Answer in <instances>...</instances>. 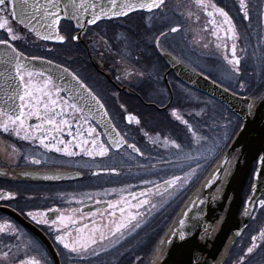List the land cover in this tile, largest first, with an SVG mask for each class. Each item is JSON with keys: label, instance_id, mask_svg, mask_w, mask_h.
Returning <instances> with one entry per match:
<instances>
[{"label": "flooded vegetation", "instance_id": "af4514ba", "mask_svg": "<svg viewBox=\"0 0 264 264\" xmlns=\"http://www.w3.org/2000/svg\"><path fill=\"white\" fill-rule=\"evenodd\" d=\"M203 3L208 5L206 11L197 6L195 0H166V7L162 10L135 12L124 17L101 20L82 31L72 23L62 21L59 30L67 37L63 43L40 40L25 28L10 21L21 36L20 40L13 42L19 50L29 57L53 60L55 64L63 65L78 74L100 97L117 131L125 136L128 143H135L144 153V158L133 159L132 163L126 162L127 152L130 151L126 147L119 152L113 150L105 158L92 159L83 156L68 158L54 151L47 152L38 142L34 144L31 140L26 141L17 137L14 132L5 133L0 129V189L20 194L18 199L10 202L0 200V218L13 221L26 234V240L37 243V245L32 243V247L25 249L24 252H15L17 249L13 248V257L25 259L31 256V252H35L38 258L44 257L48 264H53L52 257L43 243L10 215L9 210L20 215L43 233L52 245L60 264H149L157 239L216 156L224 149L223 139L227 135L228 124L217 118L216 122L211 120L212 101H208L204 93L184 84L173 71L167 72V85L164 73L168 66L161 75L165 86L156 81L160 71L156 69L157 72H154L142 64V50L141 47L137 48V45L153 52L149 40H152L156 50L155 38L161 32L168 33L171 27L179 25L180 31L168 33L160 39V47L163 50L232 92L252 96L264 92V0H246L250 11L248 20L243 19V13L238 10L239 0H203ZM213 3L224 8L232 17L235 25L234 34L226 33L227 25H223V18L219 14L207 15V12L213 11L210 6ZM189 13L192 15L189 16ZM155 22L163 24L155 37L150 39L148 35L145 37L137 34L138 24L147 27L146 23L153 25ZM73 35L79 36V39L73 41L71 39ZM0 38H8L5 30H0ZM232 44L236 45L237 56L241 60L239 73L232 72L224 59L225 55L231 58ZM49 49L52 51H48ZM141 72L143 76L137 75ZM3 76H0V105L8 110L13 104L17 106L19 104V100L13 95L17 90L18 81ZM37 79L39 78L34 77V80ZM237 83H243L245 87L236 86ZM62 96L67 98L65 93H62ZM173 109H176L175 115ZM4 119L0 117V122ZM184 120L193 125L198 134L217 141L218 154L209 162L206 158L201 160L200 169L196 170L188 184L169 196L165 194L161 181L171 175H181V172L167 170L160 163L163 159H174L172 155L174 150L166 149L163 140L164 137H168L187 149L193 148ZM208 121L211 124H207ZM27 123L35 124L39 121L32 117L27 119ZM93 123L97 127L100 139L107 141L100 128L94 121ZM239 124L240 121L236 117L233 126L232 123L229 125L231 136L237 131ZM63 138L65 141L71 139L66 133ZM154 140L158 142L153 144ZM33 157L41 160V164H33L31 162ZM137 163L147 165L151 174H144L145 169L138 168ZM256 163L254 160L252 171ZM77 164L80 166L77 167ZM100 165L116 166L120 175L94 176L92 173L99 171ZM153 165L155 167H152ZM195 167V164L191 165V169ZM189 171V168H184L185 173ZM65 173L73 176L61 178L60 174ZM144 180L153 181L159 192H149L146 197H141L139 194L145 187H153L152 184L147 186L142 184L141 181ZM251 180L252 173L244 189V198L249 191ZM131 193H135L137 199H129ZM81 194H91L93 199H84ZM27 197L32 199H26ZM122 197L128 204L147 198L156 207L145 205L137 210L125 206V215L127 211L143 213L141 227L121 240L118 245L112 247L105 245L107 250L99 257L84 261L64 255L62 246L55 240L56 233L50 231L48 225L34 222L21 213V209L45 210L55 206L65 216L77 219L78 227L79 215H85V223L92 219L87 217V211L95 212L96 200L116 202ZM81 199L83 207L75 202ZM260 200H264V197L259 196L255 200L246 227L235 238L222 264H237L239 257L244 255L247 247L251 245V237L254 235L257 236V248L246 256L245 264H264V239L259 236L261 229H264V210L260 208ZM243 205L244 201L240 205V210ZM73 209L80 211L73 213ZM100 211L105 212L106 208L101 207ZM112 219L108 216H95L93 223L107 232L104 226ZM120 219L117 212L115 220ZM91 227L90 223L89 230ZM15 243L14 240L0 237L2 250ZM137 257L141 259L138 260ZM8 264H17V261L10 257Z\"/></svg>", "mask_w": 264, "mask_h": 264}, {"label": "snow or ice", "instance_id": "6c2138e0", "mask_svg": "<svg viewBox=\"0 0 264 264\" xmlns=\"http://www.w3.org/2000/svg\"><path fill=\"white\" fill-rule=\"evenodd\" d=\"M195 3L206 11L208 5H205L203 0H195ZM108 4L110 7L97 4L95 0H44L43 3H40V0H0V30H5L8 37L6 39L0 38V47L7 50L5 55L0 57V63L10 66L14 72V79L18 81V84L17 90L14 91L13 95L19 100L18 106L13 104L8 110L0 108V117L5 118L0 122V129L3 132H14L17 137L23 140H31L34 144L38 142L47 152L54 151L68 158L76 156L92 159L97 157L105 158L113 150L119 152L125 147L130 150L127 152L128 160L126 162L132 163L133 159L144 158V153L141 149L135 143H128L125 136L117 131L100 97L81 80L78 74L63 65H55V68L59 70L56 75L45 71L36 72L30 68L29 61L43 60V57L26 56L13 43L20 40L21 36L10 21L23 25L30 33L45 41L55 40L63 43L67 37L60 33L59 26L65 18L76 20L80 27L83 28L84 23L96 25L102 19L110 20L115 17L127 16L138 8H147L149 11L154 9L162 10L166 7V0H148L146 4L143 2L137 4L134 0H128V2L108 0ZM210 6L213 11L207 12V15L214 16L219 14L223 18V25H227L226 33L234 34L235 25L229 13L224 8L217 7L214 3ZM29 9H31V15L26 14ZM238 10L243 13V19L248 20L250 18L246 0H239ZM191 15L192 13H189V16ZM81 20H84V23ZM180 30L181 27L177 25L171 27L168 33L174 34ZM168 33L161 32L155 38L157 47L160 46V39ZM41 34L43 35L41 36ZM71 39L73 41L78 40L79 36L73 35ZM48 51H52V49ZM231 52V58L225 55L224 59L232 72L239 73L241 60L237 56L235 44H232ZM46 63L53 65L54 62L49 59ZM66 75L76 82L75 92L72 91V86L67 83ZM137 75L143 76V73H137ZM34 77L39 79L34 80ZM117 79H120V77H117ZM60 82H63V87ZM240 87L244 88L245 85L241 83ZM64 92H68L70 95L64 98L62 96ZM175 114L176 109H173V115ZM96 115H100L102 119L106 120L103 135L107 137V141L101 140L97 133V127L93 123ZM32 117H35L39 123H27V119ZM177 118L179 119V117ZM183 123L190 134L191 143L194 145L193 148L187 149L184 145L177 143L176 140H170L168 137H164L163 140V146L166 149L174 150L172 153L174 159H163L160 163L167 170L181 172V175H171L168 179L161 181L165 194L169 196L177 189H183L188 184L191 177L195 175L196 170L200 169V161L205 159L207 155H211L215 151L217 144V141L198 134L194 126L189 124L187 120H184ZM65 133L68 137H71L70 140L65 141L63 138ZM157 142L155 140L152 141L153 144ZM69 145H72V147L70 148ZM76 149L80 151L77 152ZM193 152H195V155H193ZM31 162L37 165L41 164V160L35 157L32 158ZM192 164H195V169H191ZM76 166L79 167L80 165L77 164ZM136 166L145 169L144 174H151L147 165L137 163ZM98 167L99 171L92 173L94 176L120 175V171L116 166L100 165ZM152 167L155 166L153 165ZM186 167L190 169L188 173L184 172ZM141 183L145 186L153 185L152 188L145 187V190L139 194L141 197H146L149 192H159L158 186L153 181L144 180ZM208 183H211V181ZM205 187H207V183ZM107 194L105 193V195ZM19 195L15 191L5 192L0 189V200L10 202L18 199ZM81 195L84 199H93L91 194ZM26 199H32V197H27ZM129 199H137L135 193L129 194ZM75 202L83 207V199L75 200ZM95 204V212L87 211V217L92 219L89 223H85V215H79L80 226L78 227L76 226L77 219L65 216L55 206L45 210L30 208L25 211L21 209V213L34 222L48 225L50 231L56 233L55 240L59 246H62L64 255L84 261L89 258L99 257L107 250L105 245L109 247L118 245L121 240L141 227L140 221L143 213L140 211H127L125 215V206L137 210L145 205H150L152 208L156 207L147 198L139 199L138 202L133 204H128V201L124 200L123 197L116 202L96 200ZM259 205L264 210V200H260ZM101 207H105L106 211L101 212ZM72 211L76 213L80 209H73ZM117 212H119L121 217L119 221L115 220ZM53 216L54 218H52ZM95 216L113 218L108 225L104 226V228H107V232L93 223ZM90 223L92 227L89 230ZM180 223H183V221H180ZM25 236L26 234L13 221L7 218H0V237L16 241L15 244L6 246V250L0 249V264H8L10 257L15 259L17 264H48L44 257L29 256L25 259H20L18 256L13 257V248L19 251L21 246L26 250L32 247V241L26 240ZM259 236L264 239V229H261ZM251 240V245L247 247L245 254L239 257L237 264H245L246 256L252 254L257 248V236H252ZM137 259L140 260L141 258L137 257Z\"/></svg>", "mask_w": 264, "mask_h": 264}, {"label": "water", "instance_id": "95a60500", "mask_svg": "<svg viewBox=\"0 0 264 264\" xmlns=\"http://www.w3.org/2000/svg\"><path fill=\"white\" fill-rule=\"evenodd\" d=\"M43 2L44 0H40V3ZM120 2H128V0H120ZM134 2L146 4L148 0H134ZM95 3L110 7L108 0H95ZM136 11L149 10L138 8ZM26 14L31 15V9ZM63 20L69 21L81 31L90 26L84 23V20H81L84 23L83 28L74 19ZM20 26L25 28L23 25ZM155 47L168 65V71L172 70L183 83L221 102L240 119V125L226 148L194 186L157 239L149 264H222L235 238L246 227L255 200L259 196L264 197V92L258 96L233 93L186 66L160 46L157 47L156 42ZM6 51L0 47V57H3ZM46 61L45 59L30 60V68L36 72L45 71L56 75L59 70L55 65L58 64L48 65ZM0 76L13 80L14 72L10 66L0 63ZM65 79L75 92L76 82L67 75ZM60 83L63 87V82ZM64 93L67 97L70 95L68 92ZM0 108L3 106L0 105ZM94 122L103 133L106 120L96 115ZM254 159H257V165L252 175L249 192L240 210L242 193ZM72 176L69 173L60 174L63 179ZM209 181L211 183H208ZM206 183L207 187H205ZM8 213L43 243L52 257L53 264H60L52 245L42 232L14 211L9 210Z\"/></svg>", "mask_w": 264, "mask_h": 264}, {"label": "rangeland", "instance_id": "374dc122", "mask_svg": "<svg viewBox=\"0 0 264 264\" xmlns=\"http://www.w3.org/2000/svg\"><path fill=\"white\" fill-rule=\"evenodd\" d=\"M146 24H147V27L145 25H139V24L137 25L138 26L137 34H141V35H143L145 37L148 35V37L150 39L155 37V34H156V32H158V29L161 26H163V24H160V22H155L153 25H150L148 23H146ZM165 41H167V40H165ZM151 43H152V40H151ZM137 46H138L137 48L141 47L140 49L142 50V55H141L142 56V64L144 66H146L148 69H150V70H152L154 72H157L156 69L158 71H160V74H159L158 78L156 79V81H159L162 85L165 86L161 75L166 70L167 65L164 63V61L162 59H160L155 53H153L154 51L151 52V51L147 50V48H143L140 45H137ZM167 71L168 70L165 71L164 77H165ZM224 79H226V80L229 79L230 80V78H228V77H225ZM240 84L241 83H237V85L236 84H234V85L239 86ZM206 99L208 101H212L211 110H213V111L210 114V116L212 117L211 120L216 122V118H217L218 120L221 119L222 120L221 122H223L224 124H226V123L228 124L227 135L225 136V139H223V143H224L223 148H224L227 145V143L230 140V138L232 137L231 136V131H230V126H231L230 124L232 123V126H233V122L235 121L236 117L227 108H225L222 104L213 101L208 96H206ZM207 124H211V123L208 121ZM217 148L218 147L215 148V151H213L211 153V155H207L206 156L207 162H209L212 159H214V157L218 154V153H216ZM32 243H33V245H37V243H35V242H32ZM24 250H25V248L23 246H21L19 251L16 250L15 252H22V251L24 252ZM30 255L37 257V254L35 252H31Z\"/></svg>", "mask_w": 264, "mask_h": 264}, {"label": "trees", "instance_id": "16d2710c", "mask_svg": "<svg viewBox=\"0 0 264 264\" xmlns=\"http://www.w3.org/2000/svg\"><path fill=\"white\" fill-rule=\"evenodd\" d=\"M152 48H153V45H152ZM153 51H154V53L158 56V54L155 52V50H154V48H153ZM159 57V56H158ZM160 58V57H159ZM161 59V58H160Z\"/></svg>", "mask_w": 264, "mask_h": 264}, {"label": "bare ground", "instance_id": "6f19581e", "mask_svg": "<svg viewBox=\"0 0 264 264\" xmlns=\"http://www.w3.org/2000/svg\"><path fill=\"white\" fill-rule=\"evenodd\" d=\"M149 42H151V40H149ZM151 46H152V43H151ZM192 88V87H191Z\"/></svg>", "mask_w": 264, "mask_h": 264}]
</instances>
